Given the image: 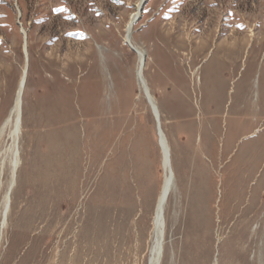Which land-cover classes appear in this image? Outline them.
<instances>
[{
	"label": "rangeland",
	"instance_id": "rangeland-1",
	"mask_svg": "<svg viewBox=\"0 0 264 264\" xmlns=\"http://www.w3.org/2000/svg\"><path fill=\"white\" fill-rule=\"evenodd\" d=\"M137 1L0 0V124L27 68L0 264H148L163 173L124 40ZM142 8L131 45L175 174L160 264H263L264 0Z\"/></svg>",
	"mask_w": 264,
	"mask_h": 264
},
{
	"label": "bare ground",
	"instance_id": "bare-ground-1",
	"mask_svg": "<svg viewBox=\"0 0 264 264\" xmlns=\"http://www.w3.org/2000/svg\"><path fill=\"white\" fill-rule=\"evenodd\" d=\"M144 0H138L134 11L130 14L128 22L125 25V35H124V40L126 41V34L129 32V28L131 26V32L133 29V25L137 22H134V19L136 15H138V10L141 8V5ZM143 7V6H142ZM141 14V11L139 12V15ZM138 51V68L136 72L137 76V81L139 84V87L142 89V91L145 93L144 90V85L143 82H145L144 77H143V67L142 70L140 71V65L142 62V58L144 57V53L137 49ZM23 54L24 58H26V51L23 49ZM26 55V56H25ZM145 59V57H144ZM28 61V59H27ZM26 64V63H25ZM27 66V64H26ZM22 73L20 75V79L18 82L17 88V94H14V103L12 104L11 108L8 111L7 116L4 118L3 122L0 124V159L2 160V166L4 164L7 165L9 169V180L6 185V189L4 191L3 197H2V202H1V214L0 218L2 220V224L6 220L7 213L9 211L10 207V200H11V193L16 181V172L17 168L20 163L19 159V139L21 135V125H22V95H23V90L24 87L21 90V85L23 81L25 80L26 82V75H27V68L23 67ZM142 76V77H141ZM142 82V83H141ZM20 84V86H19ZM146 84V83H145ZM25 86V85H24ZM147 86V85H146ZM16 93V91H15ZM145 96V94H144ZM146 98V96H145ZM149 102L147 101L151 111L153 110L154 104L156 105L153 97L150 96L148 97ZM20 100V102H19ZM21 103V104H20ZM20 104V107H19ZM159 122H160V115H159ZM157 129V128H156ZM160 129H161V124H160ZM158 134V131H157ZM159 137V150H160V155H161V168H162V185L159 191V194L156 198L154 207H153V213H152V218H151V235H150V247H149V257H148V264H157V262L162 259V254H163V243H164V236H165V217H164V211H165V206L164 205V211H163V220L160 218L159 213L157 211V205L160 200L161 196V191L163 184L167 180L172 181V190L170 194H172L175 191V174L174 170L172 168V162H171V151L170 147L168 145V142L165 138V135L163 134V131L161 129L160 135L158 134ZM2 144V146H1ZM4 168V166H3ZM169 194V195H170ZM169 197V196H168ZM263 264H264V252H263Z\"/></svg>",
	"mask_w": 264,
	"mask_h": 264
},
{
	"label": "water",
	"instance_id": "water-1",
	"mask_svg": "<svg viewBox=\"0 0 264 264\" xmlns=\"http://www.w3.org/2000/svg\"><path fill=\"white\" fill-rule=\"evenodd\" d=\"M146 3V0L143 1L142 5H141V8L138 10V15H136L135 19H134V22L138 21L139 18H140V15H139V12L142 11V6H144V4ZM132 26V25H131ZM131 26L129 28V32L126 34V43L130 45V47H132V49L135 51V53L138 54V51L131 45ZM23 49L26 51L27 49V44H26V36L25 34L23 33ZM26 56V55H25ZM144 62H145V59L144 57L142 58V62H141V65H140V71L142 70V67L144 65ZM25 63L27 64V56L25 58ZM142 77V76H141ZM142 83V82H141ZM146 82H143V85H144V90H145V96H146V99L147 101L149 102V99L148 97L150 96V92H149V89L148 87L146 86L145 84ZM25 85V80L23 81L22 85H21V90L22 88L24 87ZM20 102V100H19ZM150 103V102H149ZM21 104V103H20ZM20 104H19V107H20ZM153 110L151 111L152 114H153V117H154V120H155V124H156V128H157V131H158V134L160 135L161 133V129H160V122H159V111H158V108L157 106L154 104ZM172 190V181L171 180H167L164 184H163V187H162V193H161V196H160V200H159V203L157 205V211L159 213V216L160 218L163 220V211H164V205L166 203V200L170 194ZM161 262V259L157 262V264H160Z\"/></svg>",
	"mask_w": 264,
	"mask_h": 264
}]
</instances>
